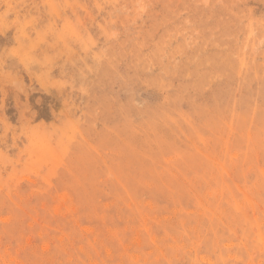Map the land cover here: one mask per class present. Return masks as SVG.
I'll list each match as a JSON object with an SVG mask.
<instances>
[{
	"label": "rangeland",
	"instance_id": "1",
	"mask_svg": "<svg viewBox=\"0 0 264 264\" xmlns=\"http://www.w3.org/2000/svg\"><path fill=\"white\" fill-rule=\"evenodd\" d=\"M0 264H264V0H0Z\"/></svg>",
	"mask_w": 264,
	"mask_h": 264
}]
</instances>
